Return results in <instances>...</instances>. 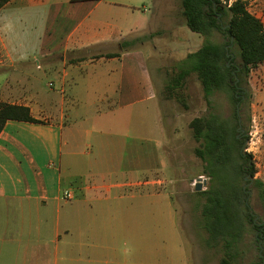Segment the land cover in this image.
<instances>
[{
  "label": "crops",
  "instance_id": "obj_1",
  "mask_svg": "<svg viewBox=\"0 0 264 264\" xmlns=\"http://www.w3.org/2000/svg\"><path fill=\"white\" fill-rule=\"evenodd\" d=\"M149 1L161 18L164 0L159 5L156 0H11L0 9V102L25 106L40 121L8 120L0 133V264H122L124 237L139 228L124 223L125 215L138 214L123 207L124 199L162 196L173 206L162 190L124 192L148 183V156L119 173L121 182L114 184L119 192L107 190L104 169L110 164L104 152L113 151L112 165L118 170L122 158L116 160V150L126 144L104 146L101 132L83 129L91 105H98V120L101 105L129 107L155 96L150 71L143 67V42L138 43L154 33L146 15ZM242 1L264 26L262 0ZM29 29L41 35L46 48L27 53L8 47L5 35ZM29 55L39 57V71L53 75L55 95L39 89ZM79 137L92 139L96 148L92 159L81 163L75 159ZM64 191H72L74 199L63 200ZM169 210L170 217L177 214ZM144 212L155 214L153 209ZM147 231V240L154 241Z\"/></svg>",
  "mask_w": 264,
  "mask_h": 264
},
{
  "label": "rangeland",
  "instance_id": "obj_2",
  "mask_svg": "<svg viewBox=\"0 0 264 264\" xmlns=\"http://www.w3.org/2000/svg\"><path fill=\"white\" fill-rule=\"evenodd\" d=\"M162 1L156 0V3L159 5ZM164 2L163 8L159 9L163 16L158 18L157 10L149 1V12H146V15L149 27L154 33L150 40L140 39L138 42H143V45H140L145 55L143 67L150 71L156 97L146 95L143 101L129 107L115 106L108 109L109 105H101V113H97L98 120V105H91L86 108L88 120L83 124V129L101 132L103 136L99 139L104 146L111 143L126 144L122 151L116 150V160L122 158L121 162L117 163L121 166L118 170L112 165L113 151L106 148L104 152L110 164L104 169L108 174L104 185L109 187L105 189L112 194L119 192L114 188L115 182H121L119 173L128 170L127 166L134 168L136 163L140 162L139 157L145 160V156H148V183L126 187L124 192L152 193L155 188L162 190L160 195L167 194L171 197L173 203L171 206L170 200L162 196L124 199L125 209L138 210L137 215L130 217L131 220L125 215L124 223L134 226L137 224L139 228L124 237L122 264H221L222 258H227V249L222 240H208L209 235L203 226L202 209L206 199L199 193L209 188L211 180L204 171V163L195 155L194 151L199 147V143L192 138L189 123L196 117L209 114L224 119L230 117L228 96L221 92L213 94L209 107L194 74L184 80L183 87L176 90L173 97L168 96L167 87L179 72L188 53L196 51L207 42L224 45L225 40L218 32L209 37L190 32L182 15L181 0ZM261 2L264 8V0ZM131 36H128V39ZM5 37L6 43L9 42L8 47L22 52L30 53L46 48L40 42L41 35L35 30L29 29L22 35ZM132 45H136L135 42ZM230 48L234 49V61L238 64L236 47ZM28 60L31 62L33 75L37 76L39 89L55 95L57 87L53 75L38 70L36 62L40 61L39 57L29 55ZM49 83L53 86L48 87ZM247 85L252 99L248 109L250 124L244 151L252 156L251 162L255 171L253 179L260 181L264 187V66L249 74ZM158 115L161 116V121ZM159 128L164 129L165 137L161 135ZM140 137L144 139L143 142H137ZM89 141L91 142L78 138L76 153L79 156L75 158L78 163L89 161L96 153L95 142L92 139ZM141 146L144 148L141 149ZM145 148L146 150L142 151ZM90 153L92 155L89 156ZM146 153L148 155H145ZM68 163L69 158L65 150L62 161L64 177L69 173ZM140 171L138 170V175ZM197 183H201L200 192L195 191ZM240 186L245 187V201L241 204V215L238 218L242 224V232L240 239L228 252L229 263L264 264V195L254 186L253 180L249 184L241 183ZM170 207L177 213L172 217L169 216ZM148 209L155 210L153 217L144 212ZM248 213L253 221L249 220ZM172 224L178 226L177 230L170 228ZM147 229L154 241L147 240Z\"/></svg>",
  "mask_w": 264,
  "mask_h": 264
},
{
  "label": "trees",
  "instance_id": "obj_3",
  "mask_svg": "<svg viewBox=\"0 0 264 264\" xmlns=\"http://www.w3.org/2000/svg\"><path fill=\"white\" fill-rule=\"evenodd\" d=\"M9 1L0 0V9ZM223 1L226 0H181L187 29L203 37L218 32L225 44L207 42L188 53L167 87V93L173 97L176 90L183 87L184 80L194 74L209 107L213 94L221 92L228 96L230 117L224 119L215 114L196 117L190 121L189 128L192 138L199 143L195 155L204 163V171L211 180L209 188L199 193L206 199L202 209L203 226L208 240L224 242L227 258H222L221 264H230L228 252L242 232L238 218L245 201V190L240 184H249L253 180L254 186L264 195L263 184L253 179L252 156L244 151L252 99L247 79L252 71L264 65V26L246 10L242 0H235L230 7ZM231 46L238 52V64ZM8 120L40 122L25 106L0 102V133ZM248 217L253 221L249 213Z\"/></svg>",
  "mask_w": 264,
  "mask_h": 264
},
{
  "label": "built area",
  "instance_id": "obj_4",
  "mask_svg": "<svg viewBox=\"0 0 264 264\" xmlns=\"http://www.w3.org/2000/svg\"><path fill=\"white\" fill-rule=\"evenodd\" d=\"M234 1L235 0H226V1H223V4L227 5V7H230ZM73 199H74V193L72 191H64L63 200L71 201Z\"/></svg>",
  "mask_w": 264,
  "mask_h": 264
},
{
  "label": "water",
  "instance_id": "obj_5",
  "mask_svg": "<svg viewBox=\"0 0 264 264\" xmlns=\"http://www.w3.org/2000/svg\"><path fill=\"white\" fill-rule=\"evenodd\" d=\"M246 180V179H245ZM243 190H245V187L243 188ZM195 191L196 192H200L201 191V183H197L196 185H195ZM250 213H251V211H250Z\"/></svg>",
  "mask_w": 264,
  "mask_h": 264
},
{
  "label": "flooded vegetation",
  "instance_id": "obj_6",
  "mask_svg": "<svg viewBox=\"0 0 264 264\" xmlns=\"http://www.w3.org/2000/svg\"><path fill=\"white\" fill-rule=\"evenodd\" d=\"M239 130H240V129H239ZM245 179H246V180H248V177H246ZM251 182H252V180H250V182H249V183H251Z\"/></svg>",
  "mask_w": 264,
  "mask_h": 264
}]
</instances>
